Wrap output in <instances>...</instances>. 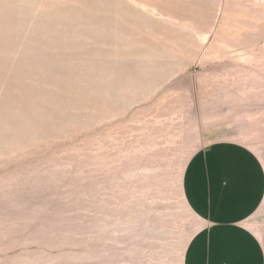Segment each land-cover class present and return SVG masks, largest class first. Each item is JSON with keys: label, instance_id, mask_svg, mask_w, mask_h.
Wrapping results in <instances>:
<instances>
[{"label": "rangeland", "instance_id": "1", "mask_svg": "<svg viewBox=\"0 0 264 264\" xmlns=\"http://www.w3.org/2000/svg\"><path fill=\"white\" fill-rule=\"evenodd\" d=\"M220 141L264 166V0H0V264H183Z\"/></svg>", "mask_w": 264, "mask_h": 264}, {"label": "crops", "instance_id": "2", "mask_svg": "<svg viewBox=\"0 0 264 264\" xmlns=\"http://www.w3.org/2000/svg\"><path fill=\"white\" fill-rule=\"evenodd\" d=\"M195 158L185 194L204 226L183 264H264V224H245L264 204V166L238 141L216 142Z\"/></svg>", "mask_w": 264, "mask_h": 264}, {"label": "bare ground", "instance_id": "3", "mask_svg": "<svg viewBox=\"0 0 264 264\" xmlns=\"http://www.w3.org/2000/svg\"><path fill=\"white\" fill-rule=\"evenodd\" d=\"M105 222V221H104Z\"/></svg>", "mask_w": 264, "mask_h": 264}]
</instances>
